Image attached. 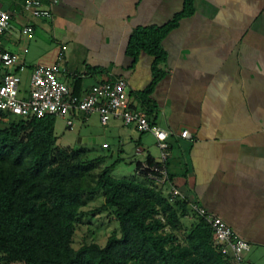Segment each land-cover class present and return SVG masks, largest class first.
I'll return each mask as SVG.
<instances>
[{"label": "crops", "instance_id": "1", "mask_svg": "<svg viewBox=\"0 0 264 264\" xmlns=\"http://www.w3.org/2000/svg\"><path fill=\"white\" fill-rule=\"evenodd\" d=\"M183 3L58 0L52 19L45 20L25 12L22 0H0L11 13L2 45L21 56L14 71L22 86L33 65L60 45L64 58L57 77L72 90L79 79L80 96L94 83L124 78L131 108L151 110L149 123L173 132L167 136L169 156L161 162L151 132L114 117L102 125L113 143L101 146L110 149L116 142L117 152L130 147V157L140 156L137 166L152 160L165 168L161 188L168 194L175 187L189 205L220 216L250 243L246 260L253 264L251 252L264 255V0H193L194 12L162 41L165 74L146 108L136 92L151 81L153 56L141 51L133 62L126 54L128 38L137 26L164 24ZM26 23L34 26L31 36L21 32ZM91 115L76 112L73 122ZM184 129L190 137L179 135ZM92 140L98 144L96 136Z\"/></svg>", "mask_w": 264, "mask_h": 264}, {"label": "trees", "instance_id": "2", "mask_svg": "<svg viewBox=\"0 0 264 264\" xmlns=\"http://www.w3.org/2000/svg\"><path fill=\"white\" fill-rule=\"evenodd\" d=\"M193 12V0H184L167 22L137 26L128 38L126 54L133 62L141 51L153 56L151 81L136 92L146 108L165 74L162 41ZM76 86L73 93L80 97ZM54 124V115L0 113V264H236L217 249L210 225L187 199L170 200L144 175L113 176L114 162L103 166L105 156L90 158L83 145L57 146ZM96 196L103 201L92 212L108 211L118 228L103 245L74 248L82 207Z\"/></svg>", "mask_w": 264, "mask_h": 264}, {"label": "built area", "instance_id": "3", "mask_svg": "<svg viewBox=\"0 0 264 264\" xmlns=\"http://www.w3.org/2000/svg\"><path fill=\"white\" fill-rule=\"evenodd\" d=\"M57 1L22 0V8L33 18L48 20L52 19V7ZM10 23V11L3 9L0 4V113L22 118L54 115L65 119L69 128L72 127L73 115L76 112L83 116L97 114L101 125H106L113 117L118 118L124 125L133 124L139 131L151 132L156 138L161 162L167 159V136L173 132L151 125L143 109L130 107L129 84L124 78L112 77L94 83L88 92L80 97L58 79L57 74L64 58V45L58 46L54 54L38 60L30 69L22 86L20 76L14 71L21 56L6 50L1 40ZM21 32L25 36H31L34 26L26 23L21 27ZM179 135L191 136L187 129L181 130ZM136 170L137 173L145 174L144 176L153 180L156 185L167 181L166 170L159 165L141 164ZM168 196L170 200L182 197L175 187H171ZM190 207L210 225L213 241L223 255L232 257L236 264H250L246 260V254L250 250V243L246 239L239 237L230 225L215 213L194 202Z\"/></svg>", "mask_w": 264, "mask_h": 264}, {"label": "rangeland", "instance_id": "4", "mask_svg": "<svg viewBox=\"0 0 264 264\" xmlns=\"http://www.w3.org/2000/svg\"><path fill=\"white\" fill-rule=\"evenodd\" d=\"M103 127L104 126L99 123V119L96 115H91L90 119L84 123L80 120H74L70 128L66 127L65 119L55 116L54 134L56 136V145L59 147H76L83 145L89 149L88 157L105 156V161L102 164L103 166L110 165L114 162V168L111 170L113 176L132 177L135 175L138 179H142L143 176L135 173L137 169L136 161L140 156H137V160H134V157H130V147L129 149L126 148V152H117L116 142H114L115 145H110V149L101 146V143L104 141L113 143ZM95 136L98 139V144L94 142L95 140H92V137L94 138ZM85 137L88 139L87 143H83ZM163 193L168 195L165 187ZM102 201V197L96 196L82 207V214L79 217V221L76 224L72 236V246L74 248H78L83 243L89 242H97L103 245L108 235L118 228V222L108 211L92 212ZM191 220L192 219L189 217L185 218L183 220L184 225L188 227ZM249 257L253 264H264V255H259L258 252H251ZM11 264L21 263L13 262Z\"/></svg>", "mask_w": 264, "mask_h": 264}]
</instances>
